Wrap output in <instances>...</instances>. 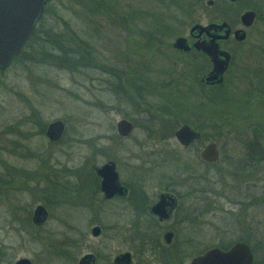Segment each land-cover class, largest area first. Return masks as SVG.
Returning a JSON list of instances; mask_svg holds the SVG:
<instances>
[{"label": "rangeland", "instance_id": "1", "mask_svg": "<svg viewBox=\"0 0 264 264\" xmlns=\"http://www.w3.org/2000/svg\"><path fill=\"white\" fill-rule=\"evenodd\" d=\"M118 1L122 11H135L132 16H144L149 15L151 9L166 13L174 11L181 15L177 11L178 7L188 9L191 0L167 1L165 4L162 0ZM46 3L49 8L42 15V19L39 18L36 27L41 24L45 29L53 26V29L44 34H49L46 38L59 40L58 36L53 34L54 31L60 30L58 26L55 27L57 23L55 14L59 13L77 30L78 36L84 37L91 44L100 65L82 63L72 67L62 65L51 52L44 53L36 39L24 48L35 27L23 46L24 50H21L26 53L0 69V264H12L21 256L31 257L33 264L48 263L43 255L48 252L40 240L33 239L26 233L28 226L11 221V217H16L18 213L19 216H25L26 210L23 205H26V202L36 204L37 200L28 191H21V194L13 196L9 187L11 180L9 163L29 169L38 163L35 158L42 157L47 160L58 159L66 167H73L85 162L92 147L97 163L116 154L120 160L121 174L126 179L132 175L134 168L141 164L144 174L149 177L146 181V188L149 190L158 188L156 178L162 172L177 176L178 182H181L182 176L185 178L189 175L190 178L183 186L191 190L188 198L189 208L199 204L202 210L199 217H196L197 220L189 221L190 225H177L180 233L204 248L219 245L222 241L232 244L236 240H244L241 238L246 235L248 240L244 241L255 247L257 264L264 263V205L253 206L255 221L250 225L247 217L251 211L241 155L238 152L229 158L221 155L214 166L202 167L199 163L193 162L190 171L184 168L180 155L182 148L174 135V129L187 118L182 85L173 84L168 88L158 83L152 85V91L142 92L144 97L136 95L139 93L138 87L139 89L144 87L137 83L136 78H133L135 76L130 78L125 73L127 69L135 72L133 67L136 55L129 53L128 33L121 27L117 18L123 12L115 9L111 12L106 9L101 15H93L82 11V5L76 0H48ZM182 15L192 23V15L188 10H184ZM197 16L202 22L208 20L205 13L198 12L194 17ZM260 29L264 30V26H260ZM131 37L133 43L135 36ZM45 45L49 50H53L47 41ZM259 45H264L262 38ZM133 48L136 50V47ZM247 83L236 81L220 87L221 91L209 89L205 92L217 93L213 102H207L211 103V109L206 108L213 111L215 117L212 114L205 119L206 122L217 125L215 129L217 131H214L213 127H207L205 134L207 138L209 136L217 138L223 151H226L227 147L243 145L248 135L252 134L249 132L252 125L261 130L264 127V106L253 99L255 96L251 93H255L254 91L247 95L249 102L239 103V100H236V96L256 87ZM149 98H152L151 109L156 111L152 116L144 114L140 107L146 105ZM157 114L158 117L153 116ZM121 117L129 118L135 125L127 137L119 136L116 132V122ZM56 119L62 120L64 127L62 138L56 144L49 143L44 134H31L29 143L27 142L30 150L15 148L25 154L24 156L14 151L9 152L13 144L11 140L9 141L11 137L7 133L8 127L9 130L16 128L38 132L40 126L44 124L47 126ZM158 123L163 124V129H151L152 126L158 127ZM207 138L204 141H207ZM261 140L264 141V137ZM153 149L158 156L160 152L162 156L168 154L172 158L167 164L156 167L155 171L146 172V166L140 162L139 157L149 155ZM135 153L137 155H134ZM255 169L256 178L259 177L258 182L264 183L262 180L264 164H258ZM192 172L198 175L206 173L205 178ZM261 188L264 190V186L257 185L253 193L259 194ZM53 208L49 225H44L37 235L50 230L53 232L52 237H55L58 234L56 230L59 229L62 232L60 237H64L63 233L73 234L79 231V237L84 239L76 248L80 253L91 248L87 243L99 246L101 239H108L111 248L122 246L121 230L127 226L130 219L131 222L136 220V215L132 212H121L117 205H110L108 218L103 221L106 226L103 235L97 238L90 234L87 211L82 213V218L79 213L77 214L80 222L72 229L68 227L69 225H59L61 221L71 222L68 219L71 210L62 209L63 215L58 214L55 205ZM190 210V215H193L192 210L195 209ZM60 260L54 258L55 263L64 264Z\"/></svg>", "mask_w": 264, "mask_h": 264}, {"label": "flooded vegetation", "instance_id": "2", "mask_svg": "<svg viewBox=\"0 0 264 264\" xmlns=\"http://www.w3.org/2000/svg\"><path fill=\"white\" fill-rule=\"evenodd\" d=\"M162 1L165 4L167 1L174 0ZM151 10L155 13L117 17L121 27L128 33V39L135 36L133 41L135 46L128 47L133 49L137 46V48L128 51L136 55L133 78H136L137 83L144 87L143 89L138 87L139 93L136 95L144 97L142 92L152 91V85L158 83L169 87L173 84L182 85L187 118L174 131L181 124H188L199 133L198 137L187 143H182L176 138L182 148L180 155L184 168L190 171L193 162L199 163L202 167L214 166L221 155L229 158L238 152L245 168V175L242 176L247 181L248 203L251 211L247 219L250 225H253L255 221L253 206L264 205L263 188L259 194L253 193L257 185L264 186V183L258 182L259 177L256 178L255 175V167L258 164H264V141L261 140L264 137V127L261 130L256 128V125H252L249 131L252 134L248 135L243 145L227 147V150L223 151L217 138L214 136L207 138L205 134L207 127H213L214 131H217L215 130L217 125L205 121L206 117H211L212 114L215 117L210 110L211 103L207 104V102H213L217 93L205 94V92L209 89L221 91L220 87L236 81L248 82L247 84L250 83L256 87L236 96V100H239V103L247 102L249 100L247 95L254 91L255 93H251L255 96L253 99L264 106V45H259L261 38L264 41V30L260 29V26H264V0H191L188 9L178 7L177 11L181 15L174 11L160 13L157 9ZM184 10L191 13L192 23L186 19L185 15H182ZM246 10L253 12V19L249 24H245L241 18ZM198 12L206 14L207 22H202L198 16L194 17ZM195 23L203 26L213 23L218 27L192 29ZM223 23L225 25L219 27ZM238 29L243 31L236 32ZM178 36L184 38L185 46L174 43ZM224 61V68L218 72ZM235 93L238 94L236 91ZM146 102V105H140V107L144 114L152 116L156 112L151 109L152 98ZM207 107L210 109H206ZM235 107L238 108V106ZM153 116L158 117V114ZM130 121L133 124L131 133L135 125L132 120ZM49 124L50 122L47 126L45 124L40 126L38 132L30 129L16 130V128L9 130L8 127L7 133L11 137L9 141L11 140L13 144L9 152L14 151L24 156L25 154L16 149L30 150L28 143L31 134H44L49 143L56 144L62 138L64 127L57 135L56 131L49 129ZM162 127L163 124L158 123V127L152 126L151 129H163ZM116 132L122 137L130 134L122 135L117 128ZM205 138L207 141H204ZM209 142H215L217 157L213 160L201 154ZM167 153L171 154V152ZM160 154L159 152L158 156L153 149L149 155H140L139 160L146 166V172L155 171L156 167L170 162L172 157L170 158L168 154L164 156ZM35 159L38 163L29 169L9 163L11 177L9 187L13 196L21 194V191H28L37 200L36 204L26 202V205H23L26 210L25 216H19L20 213L17 212L18 215L11 217V221H16L18 225L26 224L28 226H26V233L33 239L41 241L45 251L48 252L43 254L48 262L45 264L49 262L57 264L54 258L61 259L60 262L64 264L68 261L69 264H185V260L186 264H189L194 256L211 247L200 246L196 241L180 233L177 227V225H190L189 221L197 220L196 217H199L202 210L199 204L192 206L191 208L195 210H192L193 215H190L188 198L191 190L183 187L190 178L189 175L185 178L182 176L181 182H178L177 176L162 172L156 178L158 188L149 190L146 188L149 177L144 174L141 164L137 165L132 175L130 174L126 179L121 174L120 160L117 155L114 154L97 163L94 147L90 148L84 163L73 167H66L58 159L47 160L42 157ZM107 163L113 166L117 173L116 177H112L111 173H102ZM205 174L196 175L205 178ZM53 205L57 207L58 214H63L64 208L71 210L69 218L65 215L71 222L61 221L59 225H69L68 227L72 229L76 228L80 222L77 214L79 213L82 218L87 211L90 234L97 238L103 235L104 227H106L103 221L108 218L110 205H117L121 212H132L136 215V220L131 222L130 219L127 226L121 230V242L124 245L111 248L108 239H101L99 246L87 243L91 248L80 253L76 248L84 239L79 237V231L73 234L63 233L64 237H60L62 232L59 229L56 230L58 234L55 237H52L53 232L50 230L37 235L44 225H49L52 210L55 208ZM38 206H41V213L36 216ZM18 208H20L19 205ZM249 246L253 255L251 264H257L254 247L252 244ZM127 252L129 255L126 257ZM85 255H87L85 262L81 263ZM19 258H28L30 264H33L31 257L28 256L18 257L12 264Z\"/></svg>", "mask_w": 264, "mask_h": 264}, {"label": "water", "instance_id": "3", "mask_svg": "<svg viewBox=\"0 0 264 264\" xmlns=\"http://www.w3.org/2000/svg\"><path fill=\"white\" fill-rule=\"evenodd\" d=\"M47 1L0 0V69L7 67L21 52L25 42L29 39L39 18L42 16ZM241 18L245 24H249L253 19V12L246 10L242 13ZM223 25L225 24L223 23L219 27ZM199 27L206 29L218 26L213 23L206 26L195 23L192 29ZM241 31L243 30H236V32ZM183 39L182 36H178L174 43L178 46H185ZM224 64L225 61L220 69L217 70L218 72L222 71ZM132 126V122L126 117H121L116 122V128L122 135H128L132 130ZM49 129L56 131L57 135H59L63 130V121L57 119L50 122ZM174 134L182 143H187L199 136V133L188 124H181L174 131ZM201 154L207 159H215L217 157L215 142H209ZM102 173H111L112 177L117 176L113 166L108 163L104 165ZM36 213V216L41 213V206H38ZM128 255V252L125 253L126 257ZM86 257L87 255L82 258L81 263L85 262ZM252 259L253 255L249 244L244 240H236L227 248H221L220 246L207 248L201 254L194 256L189 264H251ZM14 264H30V260L28 258H19Z\"/></svg>", "mask_w": 264, "mask_h": 264}, {"label": "trees", "instance_id": "4", "mask_svg": "<svg viewBox=\"0 0 264 264\" xmlns=\"http://www.w3.org/2000/svg\"><path fill=\"white\" fill-rule=\"evenodd\" d=\"M76 1H78L82 5L83 7L82 11L84 12L87 11L86 13H90L93 15L95 14L101 15V13L103 11H106V9H108L107 11L110 10L111 12H113L112 11L113 9H115L116 11L121 10V6L118 0H76ZM48 8H49L48 5L47 6L45 5L43 14L46 13ZM122 12H123L122 13L123 15L121 14V16L130 17L135 11L129 12V11L124 10ZM157 12L161 13L162 11L157 10ZM151 13L153 14L155 13V11H152V10L149 11V14ZM55 15H56V22H57L55 23L56 24L55 27L58 26L60 30L54 31L53 34H55V36H58L59 40H54L51 37L46 38V36L49 34H46V33L44 34V32L53 29V26L52 27L49 26L47 27V29H45V26L41 24L40 26H37L35 28L30 40L26 43L24 48H26L28 45H31V41L33 39H36L39 46H41V49L44 50V53L45 51L51 52L53 56L55 55L57 59L60 60L62 65L69 66V67H72L78 63L80 64L82 63L83 65H90V64H93L95 66L100 65V62L98 61L99 58L92 51L94 49H92L91 44L88 43V41L84 37L77 35V30L71 27L67 19L63 18L62 15H60L57 12ZM60 24H61V27H60ZM45 41H47V43L53 50H49V48H47V46L45 45ZM128 42L130 43L129 44L130 46L134 45L133 43H131L130 38L128 39ZM130 49L128 48V50ZM131 50H134V48ZM24 53L26 52L21 51L20 54H18L14 58V60L19 59L21 56L24 55ZM29 55H32V54H29ZM110 68H113V67H110ZM125 71H126L125 72L126 75L130 76V78H132L133 74L135 73L132 69L131 70L127 69ZM241 239H244L247 241L248 237L245 235ZM230 244L231 243H228V242L225 243L222 241L219 244V246H221L222 248H225V247H228V245ZM254 250H255V247H254Z\"/></svg>", "mask_w": 264, "mask_h": 264}]
</instances>
